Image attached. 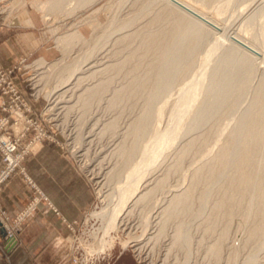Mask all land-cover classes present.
I'll list each match as a JSON object with an SVG mask.
<instances>
[{"label":"rangeland","instance_id":"obj_1","mask_svg":"<svg viewBox=\"0 0 264 264\" xmlns=\"http://www.w3.org/2000/svg\"><path fill=\"white\" fill-rule=\"evenodd\" d=\"M189 1L264 50V0ZM0 14L42 41L23 71L45 88L39 114L54 140L30 155L50 141L87 174V247L115 240L95 264H264L261 53L168 0H0ZM40 58L59 66L42 72ZM135 170L144 176L125 220L104 235L93 213Z\"/></svg>","mask_w":264,"mask_h":264},{"label":"crops","instance_id":"obj_2","mask_svg":"<svg viewBox=\"0 0 264 264\" xmlns=\"http://www.w3.org/2000/svg\"><path fill=\"white\" fill-rule=\"evenodd\" d=\"M23 15V12L22 15L17 14L16 18L21 20ZM1 20L0 14V62L3 65L18 63L23 57L41 49L40 37L36 40V35L31 33L27 40L24 27L10 26ZM25 166L46 197L40 199L38 209L19 230L17 242L8 244L5 251L0 250V264H75L65 255L73 231L63 217L84 219L93 199L87 174L75 166L71 155L50 141L37 154L29 155ZM35 195L32 183L22 174H17L3 190L1 202L11 216H16ZM48 201L56 206L58 212ZM119 253L123 254L122 251Z\"/></svg>","mask_w":264,"mask_h":264},{"label":"built area","instance_id":"obj_3","mask_svg":"<svg viewBox=\"0 0 264 264\" xmlns=\"http://www.w3.org/2000/svg\"><path fill=\"white\" fill-rule=\"evenodd\" d=\"M25 60L23 57L10 66L0 62V250L3 251L11 242H17L19 230L38 209L40 199L46 197L27 173L24 163L30 154L36 153V147H40L46 139H53L43 123L46 119H43L42 113L40 118L38 102L41 96L33 85V78L28 80L24 74L23 69L27 66ZM17 174H22L32 183L36 195L16 216H11L1 202V194ZM48 203L58 212L51 201ZM88 219L79 221L63 217V221L73 231L65 255L75 264H95L104 251H91L87 247L95 232L92 234L90 231Z\"/></svg>","mask_w":264,"mask_h":264},{"label":"bare ground","instance_id":"obj_4","mask_svg":"<svg viewBox=\"0 0 264 264\" xmlns=\"http://www.w3.org/2000/svg\"><path fill=\"white\" fill-rule=\"evenodd\" d=\"M168 1L171 4H173L175 8H178V10H180L184 14L188 15L189 18H192L194 20H197L198 22L202 23V25H206V26L212 27L215 30L217 28H219V27L223 28L224 33H220V37H222L224 40H230L231 37H233L234 41L236 40L235 42L238 43L237 46L243 48V50L245 52H247L251 56H254L256 58H259L261 56L260 57L261 62L264 64V50L261 49L259 46H257L254 42L249 41V39H247L246 37H244L238 31H235L234 33H230V32L228 33V30H227L228 27L226 25L222 26L219 21L215 20L211 15L207 14L206 12H204L202 9H200L195 4L191 3L189 0H176L179 3L183 4L185 8L182 7L179 3L175 2V0H168ZM197 2H198V0H197ZM203 4H205V3H203ZM47 19L50 20L49 17H47ZM27 23H31L32 24V20L29 19L27 21ZM244 44L247 45V46H245ZM253 50H255V51H253ZM256 53H257V55H258V53H261V55L260 56L258 55L259 57H257L255 55ZM57 66H59L58 63H56V62H49V63H47V61L44 58H40V59H38V60L35 61V67L36 68H38V69H42V68L45 69V68H47V69L43 70L42 72H44V71L49 72L50 69L51 70L56 69ZM39 80H40V78H37L36 79V83H39ZM44 90H45L44 87H39L38 88V92L39 93H41ZM53 92H55V91L54 90L53 91H48V92H46V94H47V96H49V98H51V97H53ZM175 132L176 131H174V133L172 132L173 134L172 133L171 134H167V136H166L167 138L164 137L163 140H161V141L164 142V140H165L166 141L165 143L169 142L170 139H172L175 136ZM163 136H164V134H163ZM153 145L154 144L152 143V146ZM153 147H152V149H153ZM154 149H155V147H154ZM162 149H163V147H162ZM159 150L160 149H159V146H158V151ZM158 151H156V152H158ZM155 153L153 155H156ZM151 159H152V157H151ZM142 175L144 176V174H141V172L139 170H135V171L130 172L128 174V176L126 177V179H125L126 181L124 183H121L119 185L118 195L114 199V205L112 207H110V208L109 207L108 208L107 207H103L100 211H97V210L94 211V213H93L94 216H99L100 218H103V220L106 222L105 225H104V227H102V229L104 230V232H103L104 235L111 234L110 232L112 230H114L116 227H118L120 225V223H123V221L125 220L124 219V215L126 214V211L128 210L127 205L129 203L130 199L132 198V196L139 189V187H140L139 183H140V181L142 179ZM99 191H100L101 195L103 196V199H106L108 194L105 193V191H103L102 189H100ZM143 195H145V194H143ZM143 234H144V232H142V235ZM142 235L140 237H135L136 236L135 235L131 239L123 240L122 241V244L124 246H126V245H129L130 243H132L134 241H135L134 243L136 244L141 239ZM111 237L112 236H110V239L109 238L107 239L106 237L102 238V241H100V244H98V245H100L101 250H104L106 248V246H108L109 244L110 245L113 244V242L115 240L113 238H111ZM142 246L140 245L139 248L142 249L143 248ZM90 249H91V247H90Z\"/></svg>","mask_w":264,"mask_h":264},{"label":"water","instance_id":"obj_5","mask_svg":"<svg viewBox=\"0 0 264 264\" xmlns=\"http://www.w3.org/2000/svg\"><path fill=\"white\" fill-rule=\"evenodd\" d=\"M175 2H177V3H179L178 1H176L175 0ZM182 7H184V5L183 4H181V3H179ZM185 8V7H184ZM189 10V9H188ZM202 18V17H201ZM245 45V44H244ZM245 46H247V45H245ZM253 51H255V50H253Z\"/></svg>","mask_w":264,"mask_h":264}]
</instances>
